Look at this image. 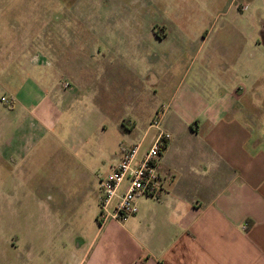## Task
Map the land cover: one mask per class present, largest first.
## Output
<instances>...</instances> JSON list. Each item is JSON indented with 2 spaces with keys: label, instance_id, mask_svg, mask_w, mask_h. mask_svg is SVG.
Returning <instances> with one entry per match:
<instances>
[{
  "label": "rangeland",
  "instance_id": "374dc122",
  "mask_svg": "<svg viewBox=\"0 0 264 264\" xmlns=\"http://www.w3.org/2000/svg\"><path fill=\"white\" fill-rule=\"evenodd\" d=\"M263 25L257 0H0V264H76L121 146Z\"/></svg>",
  "mask_w": 264,
  "mask_h": 264
},
{
  "label": "crops",
  "instance_id": "0c3cea01",
  "mask_svg": "<svg viewBox=\"0 0 264 264\" xmlns=\"http://www.w3.org/2000/svg\"><path fill=\"white\" fill-rule=\"evenodd\" d=\"M262 28L263 38L227 63L204 60V82L167 89L159 121L170 135L161 151L164 191L140 196L135 215L99 221L86 248L75 244L83 249L76 264H264Z\"/></svg>",
  "mask_w": 264,
  "mask_h": 264
},
{
  "label": "built area",
  "instance_id": "2783aa9c",
  "mask_svg": "<svg viewBox=\"0 0 264 264\" xmlns=\"http://www.w3.org/2000/svg\"><path fill=\"white\" fill-rule=\"evenodd\" d=\"M160 117L151 122L158 131L149 146L142 148V140L121 146V156L99 179L100 221L135 215L140 196L157 199L164 191L161 151L170 135L159 127Z\"/></svg>",
  "mask_w": 264,
  "mask_h": 264
},
{
  "label": "trees",
  "instance_id": "16d2710c",
  "mask_svg": "<svg viewBox=\"0 0 264 264\" xmlns=\"http://www.w3.org/2000/svg\"><path fill=\"white\" fill-rule=\"evenodd\" d=\"M157 113V112H156ZM165 144L162 146V149L164 148Z\"/></svg>",
  "mask_w": 264,
  "mask_h": 264
}]
</instances>
